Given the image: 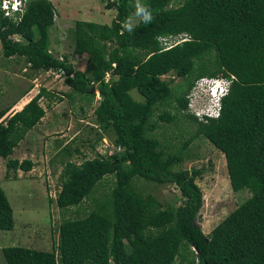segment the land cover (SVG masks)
I'll return each mask as SVG.
<instances>
[{"label": "trees", "instance_id": "trees-1", "mask_svg": "<svg viewBox=\"0 0 264 264\" xmlns=\"http://www.w3.org/2000/svg\"><path fill=\"white\" fill-rule=\"evenodd\" d=\"M141 3L153 19L144 23L138 18L131 31L125 23L136 17L135 0L107 2L116 10L109 24L74 23L73 53L86 56L84 69L48 49L55 16L50 0H29L18 24L0 16L3 56H23L35 71L63 70L65 84L89 101L94 86L97 124L113 132L121 151L66 161L56 196L60 208L79 204L100 180L114 174L110 195L86 216L65 219L49 251L3 247L7 264H264V0ZM180 35L187 39L169 48L160 40ZM170 73L182 78L176 88L163 78ZM230 74L235 79L218 118L202 122L187 111L186 96L198 78ZM133 89L142 100L132 97ZM41 95L42 90L0 120V157L8 158L44 116ZM6 111L0 109V119ZM181 117L195 124L190 139L201 135L223 153L231 189L250 192L208 234L198 222L203 192L196 180L203 170L175 169L181 156L166 153L154 135L159 122ZM32 167L30 159L8 158L7 176ZM135 179L175 185L181 203L163 207L139 192ZM13 226L12 208L0 186V230Z\"/></svg>", "mask_w": 264, "mask_h": 264}, {"label": "rangeland", "instance_id": "rangeland-1", "mask_svg": "<svg viewBox=\"0 0 264 264\" xmlns=\"http://www.w3.org/2000/svg\"><path fill=\"white\" fill-rule=\"evenodd\" d=\"M63 1L69 5L73 2L71 4L75 7L86 1V7L94 12L93 19L102 23H110L116 14L114 8L105 10V4L110 0ZM182 2L183 0H171V6H178ZM137 21L138 18L132 17L130 23L133 25ZM73 25L71 21L64 30H61L59 23L53 27L51 35L58 42L51 47V51H60L61 57L66 55L75 68L84 69L86 56L73 53ZM1 50L0 44V107L19 97L29 86V79L36 74L39 75L37 83L48 93V98L44 97L42 101L43 108L49 112V117L32 134V138L37 140L36 146H17L15 152L18 154L24 151L27 156H32L35 169L32 167L21 178L13 177L14 172L11 170L8 177L6 162L11 157H0V186L11 205L14 219L12 229L0 230V264H7L2 253L3 247L24 246L49 251L57 241L59 225L65 219L86 216L110 195L115 186L114 174H108L100 180L89 197L79 204L60 208L56 203V196L61 188L60 173L66 161L80 163L85 159L108 157L121 151L114 144L113 132L110 129L103 130L97 124L94 108L99 96L96 91L95 97L89 101L65 84L60 71L37 72L24 58L16 60V64L13 61L8 62ZM24 67L28 69L24 70ZM11 68L15 74H12ZM163 78L170 81L172 88L182 82V78L173 73ZM130 93L134 99L142 100L136 90L133 89ZM56 105L57 109L53 112L52 108ZM163 109L159 108L155 115ZM47 126V130H41ZM194 128V122L181 117L173 122H159L154 135L160 140L166 153L181 156L182 161L175 169L203 170L202 176L196 180L203 192V205L199 211L198 222L202 231L208 234L250 192L246 189L234 192L231 189L223 153L201 135L190 139ZM185 142L187 145L183 146ZM132 184L139 192L152 195L163 207L181 203L180 192L173 184H156L142 179H135Z\"/></svg>", "mask_w": 264, "mask_h": 264}, {"label": "built area", "instance_id": "built-area-1", "mask_svg": "<svg viewBox=\"0 0 264 264\" xmlns=\"http://www.w3.org/2000/svg\"><path fill=\"white\" fill-rule=\"evenodd\" d=\"M28 1L0 0V16L14 24H18L23 18ZM12 38L19 40L17 36H12ZM186 39L185 35L160 38L165 48H169ZM56 71L63 73L61 69ZM108 77L109 74H106V79ZM234 79L235 76L233 74L229 76L216 75L198 78L186 96L188 99L187 111L195 115L202 122H207L210 118H218L221 111L222 98L228 94Z\"/></svg>", "mask_w": 264, "mask_h": 264}, {"label": "crops", "instance_id": "crops-1", "mask_svg": "<svg viewBox=\"0 0 264 264\" xmlns=\"http://www.w3.org/2000/svg\"><path fill=\"white\" fill-rule=\"evenodd\" d=\"M50 1L52 2L53 6L55 8V16H54V24L49 28V45H48V49H50V52L55 57L61 58L60 51H56L55 53L52 52L53 50L51 51V49H52L51 47H54L57 44V42H58V39L57 38L56 39H53L52 38V35H51V32L54 31V28L53 27H55V25L57 23H59V27H61V30H64V28L71 21H72V24H74L78 20L79 21H93V22H97V23H102V22L101 21L99 22L96 19H93L94 12L92 10H90L89 8L86 7V1H83V3H81L80 5H78L77 7H79V8H77L73 4H71L73 2H71L70 5H69L67 3L65 4L63 0H50ZM105 8H106L105 10L112 9V8H107V7H105ZM79 9L81 10V12H80ZM103 23H105V22H103ZM107 24H109V23H107ZM71 29L72 30L74 29V25L71 27ZM58 33H59V35H61V32H58ZM59 39H61V38H59ZM5 58H6V60L8 62L13 61L15 63L16 60L21 59V58H24V57L23 56L13 55V56H10V57H5ZM12 68L10 70H11V72H13L12 74H15V72L12 71ZM25 69H28V68L27 67H24V70ZM76 69H78V68H76ZM13 70H14V68H13ZM39 71H37V72H39ZM43 71L46 72V73L48 72V70H43ZM33 75H34L33 78L29 79V82H30L29 86L27 87V89L19 97H17L14 100H11L10 102L8 101L3 107H0V109L7 108L6 113L3 115V117H1L0 120H5L10 115H12L14 112L21 110L24 107V105L33 96H35L40 90H42V95H41V97L39 99V104H40V106L43 107V101H42V99L44 97L45 98H48V96L46 95L48 93H46V92L43 91V88L40 86L39 82L37 83L38 78H39L38 77L39 75H36V74H33ZM45 91L48 92V90H45ZM56 109H57V105L56 106H53V108H52L53 112L56 111ZM44 110H45L44 116L40 119L39 122H37V124L33 128H31L26 133L25 137L18 143L17 146H36L37 140H35V139L32 138V134L35 133L36 128L40 125V123L43 120H45L47 117H49L48 116L49 115V112L46 109H44ZM51 120L54 123L53 119H51ZM47 129H48V126L46 128H44V129H41V130L42 131H45ZM44 133H46V132H44ZM38 134H40V133H38ZM59 145H60V143H59ZM17 146L15 147L13 153L10 155L11 158L18 159L19 161H21V160H23L25 158H29L33 163L35 162V160L32 158V156H27L24 153V151H23V153L20 152V153L16 154L15 152H16ZM30 155H31V153H30ZM33 169H35V167ZM27 172H29V171H27ZM23 173H25V172H23L22 170L18 169L17 170V174H16L17 175V178H21V175Z\"/></svg>", "mask_w": 264, "mask_h": 264}, {"label": "clouds", "instance_id": "clouds-1", "mask_svg": "<svg viewBox=\"0 0 264 264\" xmlns=\"http://www.w3.org/2000/svg\"><path fill=\"white\" fill-rule=\"evenodd\" d=\"M135 16L142 20L144 23H149L152 21L153 16L151 10L141 3V0H135ZM125 27L128 28L129 31L132 29L131 23L126 22Z\"/></svg>", "mask_w": 264, "mask_h": 264}, {"label": "water", "instance_id": "water-1", "mask_svg": "<svg viewBox=\"0 0 264 264\" xmlns=\"http://www.w3.org/2000/svg\"><path fill=\"white\" fill-rule=\"evenodd\" d=\"M91 94H95V87L94 86H91Z\"/></svg>", "mask_w": 264, "mask_h": 264}]
</instances>
